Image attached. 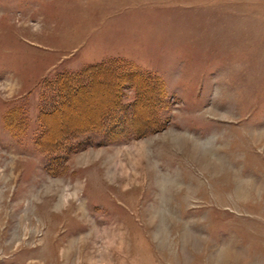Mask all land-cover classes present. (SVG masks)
Listing matches in <instances>:
<instances>
[{"label":"rangeland","instance_id":"rangeland-1","mask_svg":"<svg viewBox=\"0 0 264 264\" xmlns=\"http://www.w3.org/2000/svg\"><path fill=\"white\" fill-rule=\"evenodd\" d=\"M0 264H264V0H0Z\"/></svg>","mask_w":264,"mask_h":264},{"label":"trees","instance_id":"trees-1","mask_svg":"<svg viewBox=\"0 0 264 264\" xmlns=\"http://www.w3.org/2000/svg\"><path fill=\"white\" fill-rule=\"evenodd\" d=\"M93 67H96L95 70H89L88 73H86L85 71L83 72H77V73H66L65 76H62V78L59 76L57 77L54 81H52V85L51 86H54L55 90L54 91H51L49 95V100L50 103H51V107H54L55 105L57 104H54L56 101H58L59 104L63 103L61 102L60 103V95H62L63 93H66L67 91H69L70 89L69 88H73V90H80V88L82 87H86V85L88 84H91L94 80H95V72H96V69L98 68V66H93ZM124 69H120L118 67L115 68V64L112 65L108 70H106V74H108V76H113L115 79L114 81L116 82V84H120L118 85V89L122 88V85L124 83V79L126 78L125 75L129 73H133L130 71L129 68H127L126 70L122 71ZM93 71V73L91 74V72ZM99 73L100 72H103V69H99L97 70ZM124 76V78H123ZM64 78V79H63ZM83 78L85 79H89V81L87 82H84L83 81ZM60 79H63V80H60ZM51 86H48L51 88ZM121 91L118 90V92L116 93V97L119 98V101H114L115 104H109V108L108 109H111V111H115V115H118L119 116V119L121 118L123 121H124V117L123 114L125 115V113L123 112L125 107H132V111L136 112V109L134 108L135 106H137V104L139 103V99L138 101L136 102H133V103H125L122 98H120L121 96ZM140 93V92H139ZM139 97L145 93H140ZM59 99V100H58ZM151 99V98H150ZM152 100V99H151ZM153 102V100H152ZM154 104V102H153ZM103 111V110H102ZM101 111V112H102ZM104 112V113H103ZM101 114V118H100V123H99V120H95L94 122H91V123H88L87 125H85L84 127L83 126H80V125H77V126H73L72 129L75 130L76 133H78L79 131L81 132H86V131H100V129H102V126L104 128H106L107 130V134H109V129L112 128V124L114 123L113 119L117 120V116L114 117L115 115H109L110 112L108 111H103ZM105 113H107L109 115L108 118H106V121L104 124L101 123V120L104 119V116H105ZM113 114V113H112ZM134 114V113H133ZM106 117V116H105ZM118 119V120H119ZM117 120V121H118ZM99 123V124H98ZM106 133V132H105Z\"/></svg>","mask_w":264,"mask_h":264}]
</instances>
